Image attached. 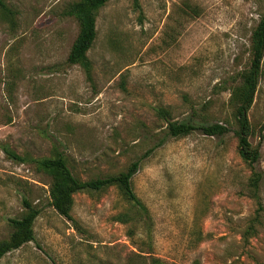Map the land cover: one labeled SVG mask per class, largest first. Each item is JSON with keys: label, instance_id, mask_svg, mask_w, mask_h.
<instances>
[{"label": "rangeland", "instance_id": "374dc122", "mask_svg": "<svg viewBox=\"0 0 264 264\" xmlns=\"http://www.w3.org/2000/svg\"><path fill=\"white\" fill-rule=\"evenodd\" d=\"M2 1L0 240L13 230L8 219L23 213V197L39 214L34 240L0 264H138L136 254L166 264L264 263V57L247 111L249 141L259 149L256 195L230 104L264 0H108L87 52L91 80L67 63L78 23L64 12L78 0ZM159 107L170 120L230 129L165 137ZM56 149L82 180L139 161L131 181L151 216L152 254L139 251H148L140 230L131 240L129 225L114 220L129 207L114 186L73 195L78 227L51 207L50 176L34 160ZM254 218L256 233L245 240Z\"/></svg>", "mask_w": 264, "mask_h": 264}, {"label": "trees", "instance_id": "16d2710c", "mask_svg": "<svg viewBox=\"0 0 264 264\" xmlns=\"http://www.w3.org/2000/svg\"><path fill=\"white\" fill-rule=\"evenodd\" d=\"M108 0H78L71 3L65 10V14L74 17L78 23V32L72 42L67 55V63L79 65L87 79L91 80L92 63L87 52L93 45L97 30L96 16L98 10L103 7ZM136 1V0H135ZM6 6L0 0V11H5ZM264 57V16H262L253 28L249 45V65L241 72L239 81L230 89V104L233 107V117L237 125L234 134L237 138V153L244 163L252 168L249 184L254 195L258 190L261 174L253 170V165L259 159L258 145L253 146L249 141L252 133L247 111L250 108L258 80L261 75L262 60ZM158 117L167 122L165 137L179 138L191 134L193 131H201L206 136H222L229 131V126L224 123L214 122L210 124H196L190 121L170 120L168 109L159 107L156 109ZM164 138L159 140V145L164 142ZM8 157L18 162H24V158L14 153L12 150L4 149ZM38 168L50 176L49 200L51 207L62 217L70 220L78 227L77 222L72 218L70 211L73 205V195L80 191H100L108 187L117 188L122 198L128 203L127 210L119 212L114 216V220L128 224L127 235L131 238L138 233L144 236L141 243L146 250L141 252L151 253L152 251V220L149 210L142 199L135 193L132 186V177L139 167V161L130 163L124 171L117 174L105 175L102 177H92L82 180L72 172L64 154L59 150H54L48 157L35 159ZM24 211L18 218H9L8 222L13 230L8 238L0 240V259L8 252L21 247L23 244L34 240V222L39 214V208L33 205L27 198H22ZM256 223L258 219H252L243 233L245 240L256 233ZM134 243V242H133ZM137 245V244H135ZM140 247V246H136ZM152 254V253H151ZM141 261L138 264H166L160 259L146 258L142 254H136ZM174 264V263H173ZM256 264H264L256 262Z\"/></svg>", "mask_w": 264, "mask_h": 264}]
</instances>
